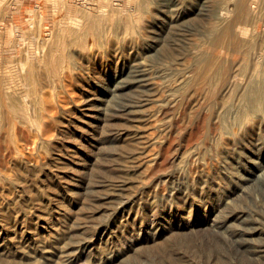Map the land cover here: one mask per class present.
I'll return each mask as SVG.
<instances>
[{
    "label": "rangeland",
    "instance_id": "rangeland-1",
    "mask_svg": "<svg viewBox=\"0 0 264 264\" xmlns=\"http://www.w3.org/2000/svg\"><path fill=\"white\" fill-rule=\"evenodd\" d=\"M59 1L0 0V258L14 264H131L174 235L209 232L218 235L222 245L214 260L218 264H244L263 255L258 252L264 244V118L252 111L232 144L226 127L236 123L239 110H249L242 93L264 67V0ZM240 2L242 10L237 8ZM69 8L111 18L108 27L121 18V30L113 33L109 28L112 34L105 35L132 44L121 46V57L98 73L83 67L88 74L76 84L79 97L72 95L69 106L57 104L55 120L44 133L27 123V115L25 120V105L34 116L29 109L33 96L27 97L31 85L22 76L28 49L41 55L39 36L50 40L63 31L72 20ZM76 13L82 18L81 11ZM216 37L221 43L210 53L213 64L206 67L207 50ZM74 47L69 50L77 75L79 52ZM221 65L225 76L213 78V84L208 72ZM225 108L230 109L223 112ZM224 139L231 145L213 154ZM196 146L199 151H193ZM127 148L143 149L148 156L136 170L131 159L119 153ZM29 154H43L45 162ZM195 162L203 164L202 171L208 169L198 185L189 175ZM161 168L186 176L180 179L178 198L154 197L162 184L147 187V173ZM21 170L30 176H22ZM227 181L232 182L229 187ZM178 203L179 216H168L167 206ZM83 239L91 240L86 247L78 244ZM191 256L179 262L200 260L195 250Z\"/></svg>",
    "mask_w": 264,
    "mask_h": 264
},
{
    "label": "bare ground",
    "instance_id": "bare-ground-1",
    "mask_svg": "<svg viewBox=\"0 0 264 264\" xmlns=\"http://www.w3.org/2000/svg\"><path fill=\"white\" fill-rule=\"evenodd\" d=\"M53 1V0H52ZM55 1V0H54ZM57 1V0H56ZM59 1V0H58ZM61 1V0H60ZM59 1V2H60ZM63 1V0H62ZM61 1V2H62ZM68 1V0H67ZM74 2V0H73ZM47 3V2H46ZM55 4V3H54ZM72 4V3H71ZM79 4V1H78ZM42 5V3H41ZM53 5V3H52ZM63 4H61L62 6ZM67 5V4H65ZM77 5V4H76ZM36 6H38L36 4ZM46 6V5H45ZM54 6V5H53ZM64 6V5H63ZM68 6V5H67ZM58 7V5H57ZM73 7V6H72ZM38 8V7H37ZM40 8V6H39ZM42 8V7H41ZM40 8V10H41ZM77 8V7H76ZM110 8V7H109ZM237 8L239 10L243 9V3L240 2L237 5ZM55 9V8H54ZM57 9V8H56ZM62 9V8H61ZM64 9V7H63ZM39 10V11H40ZM45 10V9H44ZM114 10V9H113ZM34 11V10H33ZM37 11V10H35ZM75 11L79 12L81 11V15L82 18L77 19V15L79 13L73 14L75 13ZM106 11V10H105ZM109 11V9H108ZM29 11L27 10L26 14ZM55 12H57L55 10ZM53 12V13H55ZM65 12V11H64ZM71 16H72V20L71 22H68V26L63 29V31H59V32H54L56 33L55 36H51L52 38H50V40H48L46 38V36H39L41 41L40 44L38 42L39 46H42V52H39L41 55H37V53H33L30 50L32 49H28V53H27V70H25L24 72V76H22L25 80V83H28L29 85H31V89L28 90L27 93V97L33 96L32 98V102H31V107L29 109H32L33 115L31 117V114L28 112V106L25 105L24 107V112H25V120L30 122L31 125H36L39 126L41 129V131H43L44 133H47V131L49 130V126L52 124V122L55 120L53 118L52 121V117L54 111H56L55 109L56 106H58L57 104H62V105H68L71 104L72 101V95H74L77 92V88H76V84L78 81H85V76L88 74H86V70H83V67H85V69H92L93 71H96L97 73L99 72V70H101L102 68L107 67L112 60H116L118 58L121 57V53L117 54V51L119 50V48L121 46H123V48H127L128 46H130L132 43L130 41L127 42H123L122 40H114V39H110V37H108L107 35H105V33H111V31H108L109 28L113 29V33L114 32H118L119 30H121L119 27L120 22L118 21L119 19L121 20V18H119L118 20H114L113 24L110 22V27H108L107 21H112L111 18L108 19V17H106L107 20L103 19V15L102 16H97L96 14H89V12L87 11V9H80L78 8V10H75L74 8H69L68 11ZM67 12V13H68ZM117 12V10H116ZM122 12V11H121ZM36 13V12H35ZM34 13V14H35ZM113 13V12H112ZM119 13V12H118ZM41 14H42V10H41ZM30 15V14H29ZM126 15V14H125ZM60 16V15H59ZM64 16H68L64 15ZM76 16V17H75ZM109 16V15H108ZM111 16V15H110ZM124 16V15H123ZM122 16V17H123ZM128 16V15H127ZM32 17V16H30ZM57 17V16H56ZM55 17V18H56ZM69 17V16H68ZM60 18V17H59ZM70 18V17H69ZM33 19V17H32ZM71 19V18H70ZM116 19V18H114ZM125 19V18H124ZM27 20H30L27 18ZM57 20V18L55 19ZM123 20V19H122ZM127 20V19H126ZM41 21V20H40ZM59 21V20H58ZM63 22V21H62ZM134 22V21H132ZM60 22H56V24H59ZM134 24V23H133ZM122 25V24H121ZM132 25V24H131ZM135 25V24H134ZM61 26V24H60ZM59 26V27H60ZM55 27V26H54ZM53 27V28H54ZM58 27V28H59ZM124 27V26H123ZM135 27V26H134ZM16 28V26H15ZM126 28V27H125ZM61 29V28H59ZM58 29V30H59ZM131 29V28H130ZM35 30V29H34ZM37 30V29H36ZM43 30V28H42ZM45 30V29H44ZM49 30V29H48ZM123 30V29H122ZM135 30V29H134ZM33 31V30H32ZM31 31V32H32ZM39 32V30H38ZM42 33V31H40ZM53 32V31H52ZM46 33V32H45ZM50 33V31H49ZM133 33V32H132ZM34 34V33H33ZM112 34V33H111ZM118 34V33H117ZM29 35V34H28ZM42 35V34H41ZM110 35V34H109ZM17 36V35H16ZM35 36V35H34ZM29 37V36H28ZM38 37V38H39ZM30 38V37H29ZM36 38V37H35ZM118 38V37H117ZM221 37H216L214 42L212 43V47L210 48L213 49V51H210L208 48V52L210 53H214L218 48L219 45L221 43ZM24 39V38H23ZM32 40V39H30ZM33 41V40H32ZM37 41V40H36ZM27 43L29 41H26ZM18 43V41H17ZM138 44V43H137ZM29 45V43H28ZM18 46V45H17ZM38 46V48H39ZM71 46H75L77 47L79 52L77 55L78 56V60L80 62V66L79 67V74L75 75L73 74V68L75 65H73L74 61L73 59V55L71 54L69 47ZM36 47V46H35ZM74 47V49H75ZM26 48V47H25ZM28 48V47H27ZM30 48V47H29ZM37 48V47H36ZM22 50V49H21ZM25 50V49H24ZM33 50V49H32ZM203 50L206 52V46L203 48ZM75 51V50H74ZM36 52V51H35ZM73 52V51H72ZM38 53V54H39ZM76 54V53H75ZM74 54V56L76 57V55ZM208 60L206 63V67L211 66L213 63L212 61L214 60V57L212 54L207 55ZM10 60V58H9ZM21 60V59H20ZM4 61V60H3ZM7 61V60H6ZM73 61V62H72ZM9 62V61H8ZM2 63V62H1ZM5 63V62H4ZM3 63V64H4ZM12 63V60H11ZM24 66L26 63H23ZM78 64V63H77ZM6 64H4L3 66H5ZM8 65V63H7ZM12 65V64H11ZM10 65V66H11ZM22 68V65H20ZM90 66V67H89ZM264 66V64L262 65ZM13 67V65H12ZM247 67V64H245L241 70V72H243ZM7 68V67H6ZM5 68V69H6ZM24 68V67H23ZM4 69V68H2ZM10 69V68H9ZM76 69V68H75ZM215 69V70H214ZM8 70V69H7ZM11 70V69H10ZM9 70V71H10ZM13 70V69H12ZM24 70V69H22ZM261 72L259 77L256 79H251L243 93H242V97L241 99H245V101H247V103H249L250 108L248 111L246 110H239L236 117H238L237 121L235 124L231 125L230 128H227L230 132V134L228 136H232L230 138L229 141L231 144L235 141L236 139V135H238V132L243 129L244 127H246V124L248 121L251 120L250 118V113L252 111H256V112H260L262 117L264 118V67H261ZM5 71V70H4ZM19 71V70H18ZM21 71V70H20ZM76 71V70H75ZM225 68L221 66H217L212 68L208 74L209 77L211 78V82H214L213 78H222L223 76H225ZM14 72V71H12ZM11 72V73H12ZM17 72V71H16ZM240 72V74H241ZM6 73V72H4ZM3 73V74H4ZM7 74V73H6ZM10 74V72H9ZM19 74V73H17ZM21 74V73H20ZM19 74V75H20ZM23 74V73H22ZM21 74V75H22ZM91 74V73H89ZM89 76V75H88ZM258 76V75H257ZM15 77V76H14ZM17 77V76H16ZM4 78V77H3ZM22 78V79H23ZM101 78V77H100ZM99 78V79H100ZM7 80V79H6ZM11 79L8 80V82ZM23 80V81H24ZM89 80V79H88ZM229 80V79H228ZM5 81V80H2ZM220 81V80H219ZM225 81V79L223 80ZM20 82V81H19ZM11 83V82H10ZM80 83V82H79ZM210 83V82H209ZM226 83V82H224ZM214 84V83H213ZM1 85V84H0ZM6 85V84H5ZM9 85V84H8ZM13 85V84H12ZM22 85V83L20 84ZM24 85V83H23ZM79 85V84H78ZM16 86V85H15ZM25 86V85H24ZM27 86V85H26ZM25 86V87H26ZM80 86V85H79ZM226 86V84H225ZM3 87V86H2ZM9 87V86H7ZM13 87V86H12ZM17 87V86H16ZM1 88V87H0ZM24 88V87H23ZM28 88V87H27ZM184 88V86L182 87ZM210 88V87H209ZM2 89V88H1ZM7 89V88H6ZM5 89V90H6ZM20 89V88H19ZM22 89V88H21ZM4 90V89H2ZM10 90V88H9ZM14 90V88H13ZM26 90V89H25ZM86 90V89H85ZM213 90V89H212ZM13 92V91H12ZM16 92V91H14ZM18 92V91H17ZM2 93V92H1ZM0 93V94H1ZM9 93V92H8ZM20 93V92H19ZM3 94V93H2ZM11 94V92L9 93ZM16 96L17 93H15ZM13 94V95H15ZM22 94V93H21ZM19 94V96L21 95ZM24 95V94H23ZM75 95H78L77 93ZM8 96V95H7ZM11 96V95H10ZM241 96V95H240ZM3 97V96H2ZM23 97V96H21ZM79 97V95H78ZM81 97V96H80ZM24 98V97H23ZM83 98V97H82ZM5 99V98H4ZM12 99V98H11ZM31 99V98H30ZM79 99V98H78ZM77 99V100H78ZM81 99V98H80ZM26 100V99H25ZM28 100V99H27ZM30 101V100H29ZM76 101V99H75ZM9 102V101H8ZM12 102V101H11ZM10 102V103H11ZM16 103H18L17 101H15ZM24 102V101H23ZM20 103V102H19ZM76 103V102H75ZM239 103V102H237ZM241 103V102H240ZM79 105V104H77ZM178 105V103H177ZM241 105V104H240ZM247 105V104H246ZM15 106V105H14ZM66 107V106H65ZM236 107V106H235ZM242 107V106H241ZM240 107V108H241ZM21 108V107H20ZM63 108V107H62ZM17 109V108H16ZM67 109V108H65ZM230 109V108H229ZM228 108H225V110L223 109V112H228L229 111ZM243 109V108H242ZM20 110V109H19ZM58 110V109H57ZM61 110V109H60ZM59 110V111H60ZM125 110V109H124ZM14 111V109H13ZM72 111V110H71ZM12 112V111H11ZM20 112V111H19ZM18 112V113H19ZM62 112L64 113V110H62ZM66 112V111H65ZM57 113V112H56ZM23 114V113H22ZM58 114V113H57ZM66 114V113H65ZM68 114V113H67ZM23 115V116H24ZM27 115V117H26ZM56 115V114H54ZM59 115H62L61 112ZM18 116V115H17ZM65 118V117H64ZM151 118V117H150ZM21 119V118H20ZM66 119V118H65ZM225 119V118H224ZM25 121V123H26ZM225 121V120H224ZM26 123V124H27ZM58 123V122H57ZM224 124V122H222ZM55 124V122L53 123ZM228 125V124H227ZM23 126V125H22ZM26 125H24L23 127H25ZM29 126V125H28ZM53 126V125H52ZM223 126V125H222ZM32 127V126H31ZM27 128V127H26ZM25 129V128H23ZM34 129V128H33ZM52 129V128H51ZM224 129V127H223ZM26 130V129H25ZM38 131V130H37ZM34 132V131H33ZM49 132V131H48ZM51 133V132H50ZM226 133V132H225ZM19 134V133H18ZM23 135V134H22ZM226 135V134H225ZM25 136H23L24 138ZM34 137V136H33ZM37 137V136H36ZM34 137V140L36 141V138ZM220 137V136H219ZM36 138V139H35ZM44 138V137H43ZM52 138V137H51ZM233 138V139H232ZM223 138H221L222 140ZM26 140V139H25ZM28 140V139H27ZM31 140V139H30ZM33 140V138H32ZM48 140V139H47ZM220 141V140H219ZM33 142V141H31ZM26 143V142H25ZM29 143V142H28ZM42 143V142H41ZM45 142H43L42 144H44ZM230 143H226V139H224L221 143L215 145L214 147V153L213 154H219L218 151V147H229ZM30 144V143H29ZM32 144V143H31ZM34 144V143H33ZM46 144V143H45ZM230 144V145H231ZM27 145V143H26ZM36 145V144H35ZM152 145V144H151ZM33 147V146H32ZM37 148V146L35 147ZM33 149V148H32ZM198 148L196 146V148H194L193 151H197ZM212 149H210L211 152ZM143 149L140 148H127L125 150H123L121 153V155L125 154L127 155L132 163L134 164L133 167L136 170L139 165L141 166L142 163H144V160L146 157H148L147 155L143 156L144 154ZM199 151V150H198ZM39 153V152H38ZM30 156H28L30 159L34 160V161H38L39 162L42 160L40 157H45L43 156V154H38L39 156H34L29 154ZM45 155V154H44ZM212 155V154H211ZM211 155L207 156L210 157ZM176 155L175 157L178 159L180 156ZM202 158L204 156H201ZM212 157V156H211ZM213 158V157H212ZM215 158V157H214ZM148 159V158H147ZM153 160L154 158H150V160ZM156 159V158H155ZM154 159V160H155ZM190 159H192L190 157ZM207 159V158H206ZM209 159V158H208ZM151 160V161H152ZM202 160V159H201ZM210 162L212 159H209ZM147 161V160H146ZM157 161V160H156ZM203 161V160H202ZM32 162V161H31ZM37 162V163H39ZM41 162H45L44 159ZM204 162V161H203ZM202 162V163H203ZM206 162V160H205ZM215 163V161H214ZM157 164L155 161L152 165ZM209 164V163H208ZM144 165V164H143ZM148 165V163L146 164ZM150 164V166H152ZM193 167L189 168V175H190V180H192L195 185H198L200 183H197L199 180L203 179V177H205V175L207 174L206 172L207 170H201L202 165L200 164H193ZM157 166H160L157 165ZM211 166V165H210ZM218 166V165H217ZM144 167V166H142ZM216 167V165H215ZM21 168V167H20ZM23 168V167H22ZM148 168V167H147ZM153 168V166L151 167ZM208 168V167H207ZM24 169V168H23ZM42 169V168H41ZM140 169V168H139ZM150 169V167H149ZM159 169V168H158ZM170 168H168L169 170ZM172 169V168H171ZM204 169V168H202ZM210 169V168H209ZM154 169L150 170L149 173H147V176L149 175L150 182L148 181V185L147 187H154L155 185L158 186V184H162L163 187L160 190V194H153L154 197L159 196L160 198L165 197L166 195L169 194V196H173L176 195V198H178V195L180 194V189H181V181L184 179H186V176L183 173L178 172V170H174V171H167L166 168H161L160 170H156L153 171ZM216 170V169H215ZM214 170V171H215ZM140 171V170H139ZM22 172V176H27L29 177L30 175H25L24 170H21ZM26 172V171H25ZM147 172V171H146ZM152 172V174H151ZM155 172V173H154ZM161 172V174H159ZM206 174H205V173ZM218 172V171H216ZM33 173V172H32ZM36 173V172H35ZM213 173V171L211 172ZM216 174V173H215ZM35 175V174H33ZM218 175V174H217ZM211 176V175H210ZM36 177V176H35ZM208 177V176H206ZM178 179V182L180 179L179 183H176L174 179ZM211 178V177H210ZM208 179V178H207ZM213 179V177H212ZM184 182V181H183ZM232 182L227 181L225 184L228 185V187L230 186ZM26 184V183H25ZM29 185V184H27ZM32 185V184H31ZM30 185V186H31ZM225 185V186H227ZM200 186V185H199ZM159 187V186H158ZM179 187V189H178ZM201 187V186H200ZM28 188V187H27ZM146 188V187H145ZM157 188V187H156ZM199 188V187H198ZM183 189V188H182ZM162 192L164 194H162ZM166 192H168L167 194H165ZM193 193V191H192ZM130 198V197H129ZM180 198V196H179ZM128 199V198H127ZM130 200V199H129ZM133 200V199H132ZM134 201V200H133ZM128 202V201H127ZM110 203V202H109ZM118 203V201H117ZM129 203V202H128ZM133 203V202H132ZM123 204V203H122ZM187 204V203H186ZM100 206V205H99ZM109 206V205H108ZM112 206V205H111ZM124 206V205H123ZM110 207V206H109ZM117 207V206H114ZM121 207V206H120ZM182 208L181 205H179V203L173 207L172 204H169L167 206V211L169 209V213L168 216H176L178 217L179 214L177 215V209ZM111 209V208H109ZM121 209V208H120ZM102 210V209H101ZM108 210V209H107ZM125 210V209H124ZM118 211V210H117ZM113 213V212H112ZM137 213V212H136ZM243 213L242 210H240L238 212V215H241ZM111 214V213H110ZM109 214V215H110ZM192 214V213H190ZM233 212L230 211L227 214V217L232 215ZM116 215V214H115ZM143 215V214H141ZM105 217V216H104ZM137 217V216H135ZM227 217H223V220ZM106 219V218H105ZM113 219V218H112ZM136 219V218H135ZM191 220V219H190ZM222 220V221H223ZM101 222V220H100ZM110 222V221H109ZM108 223V222H107ZM103 224V223H101ZM109 225V224H108ZM103 226V225H102ZM100 227V226H99ZM208 227V226H207ZM89 229V228H88ZM91 230V229H90ZM95 230V229H94ZM90 232V231H89ZM95 232V231H94ZM174 232V231H173ZM178 232V231H177ZM184 232V231H183ZM194 232V231H193ZM84 233V232H83ZM88 234V233H87ZM173 234V233H171ZM213 233L201 236V235H195V236H183L182 234H178V235H174L173 237H171V239H169L168 242H166L165 245H163V247L159 248L156 252L154 251L153 253L147 254L145 255L146 257L144 258H138L135 262L131 263V264H153V263H161L164 262L166 260H169L170 262H172L173 264H182L179 262V258L182 259L181 262H188L186 260V257H192L191 255H193L194 250L196 252H198V255L200 256V260H198V262L196 264H201V263H207L210 262V264H218L216 261H214L218 255H221L222 252V245L220 244V241L218 240V235H212ZM93 235V234H92ZM93 237V236H92ZM91 237V238H92ZM86 239H83L82 241H78V244H81L82 247H86V245L88 244V242L84 241ZM92 243V242H91ZM153 247H151L152 249ZM157 249V248H156ZM153 250V249H152ZM64 251V250H62ZM73 252V251H71ZM258 253H264V244H262L259 248V252ZM9 254V253H8ZM11 254V253H10ZM16 254V253H15ZM71 254V253H69ZM75 254V253H74ZM145 254V253H144ZM12 255V254H11ZM142 255V254H140ZM13 256H15L13 254ZM32 255H29V257ZM34 256V255H33ZM68 256V255H67ZM70 256V255H69ZM27 257V256H25ZM28 259H31L29 258ZM176 257V258H175ZM259 258H249L250 261H248L247 263L244 264H264V254L258 256ZM21 258V257H20ZM24 258V256L22 257ZM35 258V257H34ZM8 259V258H7ZM19 259V258H18ZM40 260V259H39ZM146 260L149 263H143V261ZM16 261V260H15ZM26 261V260H25ZM221 261L224 263L225 260L224 258L221 256ZM38 262V261H37ZM22 263V262H21ZM0 264H14V262H5L3 261L2 258H0ZM26 264H32V263H26ZM228 264V263H225Z\"/></svg>",
    "mask_w": 264,
    "mask_h": 264
}]
</instances>
